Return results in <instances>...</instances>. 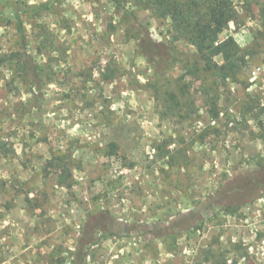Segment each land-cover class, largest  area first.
<instances>
[{"label":"rangeland","instance_id":"374dc122","mask_svg":"<svg viewBox=\"0 0 264 264\" xmlns=\"http://www.w3.org/2000/svg\"><path fill=\"white\" fill-rule=\"evenodd\" d=\"M231 1L238 18L220 39L233 36L246 64L226 81L134 0H54L23 14L34 79L0 4V54L14 55L0 70V264H71L96 218L106 224L84 264H264V0ZM144 35L168 52L161 68L140 51ZM188 214L203 224L142 234Z\"/></svg>","mask_w":264,"mask_h":264},{"label":"trees","instance_id":"16d2710c","mask_svg":"<svg viewBox=\"0 0 264 264\" xmlns=\"http://www.w3.org/2000/svg\"><path fill=\"white\" fill-rule=\"evenodd\" d=\"M139 7L149 10L154 17L170 19L173 27L181 37H184L193 45L204 65L203 71L206 75H212L226 81L228 78L236 77L246 64V54L241 49L233 36H227L220 39V35L229 27L231 22H235L238 13L231 0H134ZM0 4L11 8L18 21V31L24 46L23 68L26 74L31 75L34 79L40 78L41 67L37 64L32 56L29 55L26 45L25 30L21 16L31 12H41L53 9L54 0L40 4H29L21 0H0ZM138 39V47L142 54L148 59L149 63L155 68H161L168 62V52L163 51V45L155 43L153 40L144 35ZM14 55L0 54V70ZM210 114L212 118H217L219 112L211 104ZM264 112V106L262 107ZM112 153L118 149L117 144H110ZM0 151L8 154L9 150L4 143L0 144ZM67 172L68 178L71 177V171L68 167L63 168ZM237 188L222 189L218 194L208 196L205 202L206 208L215 209L222 204L223 197L229 196ZM198 220L197 225L191 221ZM83 230L79 238V245L75 250L71 264H84L88 252L93 245V230L97 223L103 226L99 218L94 220ZM204 220L194 218V215H182L174 221L167 223H158L152 226L148 231H142L145 236L153 232H158L163 239L173 238L181 228V224H188L190 228L201 226ZM121 223L116 222L115 226L119 228ZM112 226V225H110ZM123 230L132 231L129 225H122ZM138 231V230H137ZM138 234V233H136ZM111 235H115L111 233Z\"/></svg>","mask_w":264,"mask_h":264}]
</instances>
